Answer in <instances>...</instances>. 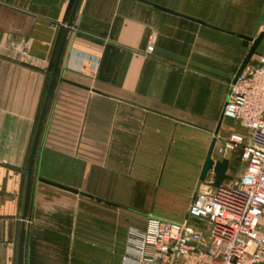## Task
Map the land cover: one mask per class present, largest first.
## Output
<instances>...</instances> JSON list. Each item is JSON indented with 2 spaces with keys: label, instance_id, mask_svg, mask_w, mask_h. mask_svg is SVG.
Instances as JSON below:
<instances>
[{
  "label": "crops",
  "instance_id": "1",
  "mask_svg": "<svg viewBox=\"0 0 264 264\" xmlns=\"http://www.w3.org/2000/svg\"><path fill=\"white\" fill-rule=\"evenodd\" d=\"M71 1L0 0V264H19L28 163ZM263 31L264 0H80L36 149L22 264H138L107 208L144 217L131 207L190 205L211 188L200 176L213 139L216 151L241 130L224 116L252 46L238 35ZM223 158L231 174L240 151ZM96 205L104 213L87 215ZM151 217L165 219L143 227Z\"/></svg>",
  "mask_w": 264,
  "mask_h": 264
},
{
  "label": "built area",
  "instance_id": "2",
  "mask_svg": "<svg viewBox=\"0 0 264 264\" xmlns=\"http://www.w3.org/2000/svg\"><path fill=\"white\" fill-rule=\"evenodd\" d=\"M224 116L232 131L214 152L240 151L236 182L197 192L184 223L148 218L130 227L124 257L138 264H264V56L252 60L230 84ZM217 153V155L215 154Z\"/></svg>",
  "mask_w": 264,
  "mask_h": 264
},
{
  "label": "water",
  "instance_id": "3",
  "mask_svg": "<svg viewBox=\"0 0 264 264\" xmlns=\"http://www.w3.org/2000/svg\"><path fill=\"white\" fill-rule=\"evenodd\" d=\"M79 1L80 0H76L75 4L73 6L71 15H70V19L67 23V28L65 30L63 39L61 41L57 56H56V60H55V65H54V69L53 72L51 74V80L49 83V87L47 90V94L45 97V101H44V105H43V109H42V113L39 119V123H38V127L36 130V134L34 137V141L32 144V149H31V153H30V158H29V163H28V171H27V181H26V190H25V200H24V207H23V215H22V232H21V237H20V243H19V255H18V260H19V264H22V252H23V242H24V233H25V221L27 219V213H28V206H29V199H30V192H31V186H32V179H33V170H34V161H35V154H36V149L38 146V141H39V137H40V133H41V129L43 126V122H44V118L46 115V111H47V107H48V103L51 97V93L53 90V86H54V82H55V78L59 69V65H60V61H61V57L63 54V50L65 47V43L67 40V36L69 34V30L71 28L77 7L79 5ZM155 8L160 9L162 11L180 16V17H184L187 19H190L192 21H195L199 24L202 25H206L207 23L183 14H179L177 12H174L172 10H169L167 8L152 4ZM240 38L250 42L252 44L251 49L248 53V55L246 56L244 62L242 63L237 75H240L242 73V71L245 69V67L251 62L252 58L254 57V55L256 54V51L259 47V45L261 44L262 40L264 39V31L261 32V34L258 37H250V36H246V35H238ZM216 143H217V139L214 138L207 158L204 162V166L201 172V176H200V180L202 182H206L209 175H212V183H211V187L212 188H218L221 185H223L226 181H231L233 178L228 174V170H229V166H230V161L226 158H222V159H218L215 157L214 152H215V147H216ZM39 182L45 185H49L64 191H68L74 194H80L79 191L71 189L67 186H63L61 184L52 182L50 180L44 179V178H39ZM88 196V195H87ZM90 198H92L91 196H88ZM97 201H101L100 199H97ZM109 204V203H108Z\"/></svg>",
  "mask_w": 264,
  "mask_h": 264
},
{
  "label": "rangeland",
  "instance_id": "4",
  "mask_svg": "<svg viewBox=\"0 0 264 264\" xmlns=\"http://www.w3.org/2000/svg\"><path fill=\"white\" fill-rule=\"evenodd\" d=\"M256 37H258V36H256ZM253 59L254 58H252V60ZM254 60H256V59H254ZM243 166L244 165H243L240 158L235 160L233 167L231 168V174H229L233 178L231 180L232 183L239 180L240 171L243 168ZM231 182L229 181V183H231ZM190 186H191L190 182L182 184L181 189H183V190H181V191L184 195H185V193L189 192V190L191 189ZM178 198L179 199H176L177 205L155 206L152 204L153 202L144 201V203L141 202V205L132 206L131 209H133L135 213H139V214L143 215L144 217H147L150 215H159V216L164 217L165 219H168V220L173 219V220H175V222L184 223L185 221H189L188 215H187L188 207H189L188 200L183 199V197H181V196ZM97 206L98 205H96V207H92V206L87 207V215L88 214L100 215V213H104V211H102L103 209H101V211L99 209V208H103L104 206H102V207H97ZM107 214H108V219H109V225H108L109 231L111 229L110 227L112 225V223H111L112 220L120 219L121 220L120 224L123 225V229H124L123 231L127 233L128 229L130 227H133V226L139 227V228L143 227L142 224L147 219V218H144L142 216L141 217H139L137 215L135 216L132 213L125 211L124 209L122 210V209L107 208ZM124 259H125V257H124Z\"/></svg>",
  "mask_w": 264,
  "mask_h": 264
},
{
  "label": "trees",
  "instance_id": "5",
  "mask_svg": "<svg viewBox=\"0 0 264 264\" xmlns=\"http://www.w3.org/2000/svg\"><path fill=\"white\" fill-rule=\"evenodd\" d=\"M75 1H76V0H72V1H71V5H70L69 11H68V13H67V20H69V18H70V15H71V12H72V8H73V6H74V4H75ZM62 38H63V36H62ZM61 41H62V39H61ZM59 47H60V45H59ZM59 47L57 48L56 55H57V53H58ZM55 60H56V56H55V58H54V60H53V63L51 64V69H50V72H51V73L53 72V69H54Z\"/></svg>",
  "mask_w": 264,
  "mask_h": 264
}]
</instances>
